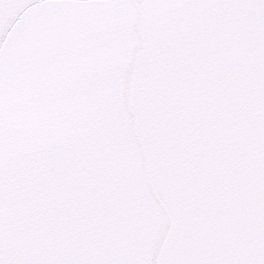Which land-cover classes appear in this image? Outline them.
<instances>
[{
    "label": "snow or ice",
    "instance_id": "snow-or-ice-1",
    "mask_svg": "<svg viewBox=\"0 0 264 264\" xmlns=\"http://www.w3.org/2000/svg\"><path fill=\"white\" fill-rule=\"evenodd\" d=\"M242 56L255 61L264 139V0H0V264H139L53 252L32 213L68 207L82 173L66 172L67 162L139 166L131 155L96 150L112 101L191 96L201 70ZM193 73L192 86L180 83ZM230 264H264V234Z\"/></svg>",
    "mask_w": 264,
    "mask_h": 264
},
{
    "label": "water",
    "instance_id": "water-1",
    "mask_svg": "<svg viewBox=\"0 0 264 264\" xmlns=\"http://www.w3.org/2000/svg\"><path fill=\"white\" fill-rule=\"evenodd\" d=\"M247 39L254 47L256 33ZM200 75L185 98L111 102L101 122L108 133L96 150L131 155L139 166L117 162L109 171L103 160L88 168L67 162L66 172L82 173L68 207L32 213L51 251L70 259L230 264L240 249L256 246L264 234V139L256 128L255 61L242 56ZM196 76L180 83L192 86Z\"/></svg>",
    "mask_w": 264,
    "mask_h": 264
}]
</instances>
